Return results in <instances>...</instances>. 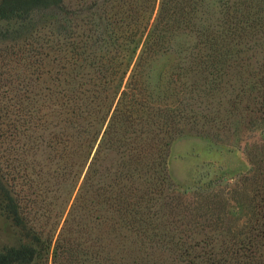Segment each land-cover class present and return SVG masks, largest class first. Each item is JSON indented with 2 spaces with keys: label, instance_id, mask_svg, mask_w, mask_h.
Wrapping results in <instances>:
<instances>
[{
  "label": "trees",
  "instance_id": "obj_1",
  "mask_svg": "<svg viewBox=\"0 0 264 264\" xmlns=\"http://www.w3.org/2000/svg\"><path fill=\"white\" fill-rule=\"evenodd\" d=\"M0 41V264H264V0H0ZM240 106L247 170L183 201Z\"/></svg>",
  "mask_w": 264,
  "mask_h": 264
},
{
  "label": "rangeland",
  "instance_id": "obj_2",
  "mask_svg": "<svg viewBox=\"0 0 264 264\" xmlns=\"http://www.w3.org/2000/svg\"><path fill=\"white\" fill-rule=\"evenodd\" d=\"M247 99L244 96V103ZM240 109L241 106L235 110L236 115L222 110L216 116V112L211 111L203 125L192 127L191 132L185 131L187 134L175 141L171 152V182L183 201L188 199L183 193L209 190L198 181L215 186L233 183L237 176L247 170L248 163L243 153L244 138L239 123L241 116L237 113ZM16 241L17 236L10 222L0 217V247L13 245Z\"/></svg>",
  "mask_w": 264,
  "mask_h": 264
}]
</instances>
